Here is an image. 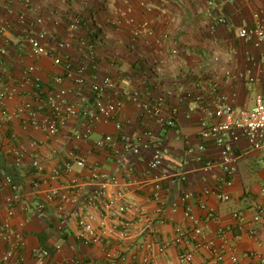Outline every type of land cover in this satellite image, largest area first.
<instances>
[{"label": "crops", "instance_id": "0c3cea01", "mask_svg": "<svg viewBox=\"0 0 264 264\" xmlns=\"http://www.w3.org/2000/svg\"><path fill=\"white\" fill-rule=\"evenodd\" d=\"M32 1L33 4L27 7L21 0H0V52H4L0 57V77H3L0 91L4 85L18 89V94L6 100L5 105L0 101V115L4 107L9 114L0 125V177L11 176L18 187L17 191L9 186L0 192V226L7 216V200L19 193L21 201L17 203L13 224L16 227L27 222L22 230L25 246L20 251L18 264H140L147 254L142 248L145 242H173L177 228L191 229L184 220L185 206H181L177 214L171 213V205L187 194L190 198L186 206H190L201 220L206 239L215 240L219 229L230 231L239 253L246 255L244 264H260L264 253V229L254 227L252 219L257 207L264 206V147L254 150L246 139L234 144L237 173L233 187L226 189L231 200L221 203L213 196L206 198L207 205L215 211L218 219V222L210 223L206 222L199 204L206 188L220 185L221 172H203L200 159L219 161L220 151L212 145H207L204 152L198 148L203 144L201 123L215 120L208 109L213 111L222 98L229 99L237 111L250 109L255 105L257 95L264 94V43L256 47L251 41L238 37L240 29L254 27L258 18L264 19V0ZM209 1L214 2L212 16L208 15ZM142 4L152 7V10ZM72 13L91 19V31L105 37L98 47L95 72L100 78L111 77L114 80L118 98L124 103L113 121L97 123L90 139L82 142L72 138L73 132L84 125L78 116L71 117L58 135L49 136L43 129L29 125L28 113L22 112L26 103H32L38 119L42 120L49 112L47 91L52 89L54 77L63 74V67L54 66L51 59L32 56L26 34L46 32L45 42L55 47L56 40L69 39ZM41 17L43 23L32 28L30 23ZM127 17L137 23L149 22L154 34L132 43L133 26L127 24ZM219 17H225L227 22L220 24L217 21ZM22 18L26 21L24 24L21 23ZM52 36L56 40H52ZM63 54L65 60L75 63L82 58L75 48ZM150 61H154L158 71L147 68ZM31 65L36 67L37 76L41 78L44 92L40 98L38 89L24 76ZM250 75L255 77L254 83L249 82ZM64 86L70 103L80 109L91 107L93 92L90 82L81 89L67 79ZM134 91L140 93L141 104L131 99L130 94ZM160 97L165 100L161 116L168 118L174 109L179 110L174 128H162L157 117L147 113V108L151 109ZM117 123H121L122 131L131 138H144L150 143V148L139 156L125 153L121 147L120 153L96 148L95 142L106 135L119 136ZM148 131L153 136H147ZM157 147L167 150V155L160 168L150 171L149 164ZM22 148L23 164L17 167L12 151ZM35 155L47 175L62 166L71 155L83 157L102 175L117 178L125 188L128 202L140 209L145 208L150 224L140 221L135 211L126 215L134 226L132 241L124 245L123 259L112 261L107 256L108 252H115V241L106 243V246L82 242L78 238V218L75 216H70L67 227L59 233L56 203L50 206L44 217L20 210L21 204L32 205L43 198L38 190L43 193L56 190L71 192L79 201L67 204V211L71 214L80 207L87 191L93 188L90 185L91 172L79 168L35 187L37 176L32 166ZM153 180H160L163 185L161 203L151 199ZM120 189L111 187L110 192ZM159 204L164 206L167 215L163 223L157 212ZM86 210L99 219V210ZM235 212L244 216V223L232 219ZM107 223L113 225L110 220ZM244 225L246 231L256 229L255 233H242L240 226ZM237 237L241 239L236 240ZM57 245L61 246L60 251L56 250ZM193 246L187 242L173 245L165 254L158 256V263L182 264L180 253ZM7 248V244L0 242V253ZM41 250H48L50 256H38L36 252ZM211 258L207 250L201 249L196 251L192 264H211ZM222 264H229V261Z\"/></svg>", "mask_w": 264, "mask_h": 264}, {"label": "built area", "instance_id": "2783aa9c", "mask_svg": "<svg viewBox=\"0 0 264 264\" xmlns=\"http://www.w3.org/2000/svg\"><path fill=\"white\" fill-rule=\"evenodd\" d=\"M25 6L30 7V0H21ZM143 7L152 10V7L142 4ZM214 10V2L209 1L208 15L212 16ZM259 16L257 15V18ZM127 24L134 27L133 39H139L145 36L154 34L149 22L145 21L137 23L133 18L127 17ZM25 23V19H21ZM217 21L220 24H225L227 19L219 17ZM81 20L77 17L74 23L70 26L68 31V40L57 41L54 36L52 40H56V46L50 47L45 42L47 38L46 32L33 34L28 32L26 40L29 43L31 53L36 58H49L52 60L53 65L56 67H63V74L57 75L52 81V89L47 91V104L49 112L44 115L42 120L38 119V113L33 108L32 103H26L22 112H27L29 115L28 124L36 129H43L49 136L58 135L63 131L67 122L71 117L78 116L84 121L83 128L75 130L72 138L75 141H87L90 139L94 132V127L99 122L108 123L113 121L118 113L124 106L123 101L118 98L116 84L111 77L100 78L96 73H90L88 64L83 63L75 65L69 59H64V52L73 50L72 38L74 33L77 32ZM43 19L38 18L30 23L33 28L37 24H42ZM238 37L245 41H251L256 47H260L264 43V19L256 21L254 27H244L239 30ZM84 46V44H83ZM90 50L89 58L93 57V47H88ZM4 52H0V57ZM177 51H174L176 54ZM218 58L215 57V60ZM36 67L29 66L24 76L28 82H31L38 89V98L43 94V86L41 78L37 76ZM74 81L79 87L83 88L90 82V87L93 92L92 105L88 108H78L74 103H70L67 99L68 90L65 88L64 83L66 80ZM249 82L254 83L255 77L249 76ZM0 82H3V77H0ZM18 94L16 87H9L4 85L0 91V101L2 104L6 100L13 99ZM131 99L141 104L140 93L134 91L130 94ZM165 100L160 97L156 100L151 109L147 108V113L154 115L158 119L159 125L164 128L176 127V118L179 113L178 109H174L168 118L161 116ZM5 105V104H4ZM3 105V106H4ZM208 113L215 120L214 122L203 121L201 123L200 138L203 144L199 146V151L204 152L207 145H212L219 149V161L205 160L202 161V171L210 172L212 170H219L221 175L219 177L220 185L214 188H206L201 198L199 207L205 213V220L207 223L218 222L217 215L207 203L206 198L209 196L215 197L218 202L227 203L231 200V195L226 189L233 187L234 179L237 173L236 158L233 155L234 144L241 139H246L250 147L254 150H261L264 147V94L257 95L255 105L250 109H242L237 111L229 99L222 98L216 108ZM8 110L4 107L0 115V125L8 118ZM116 127L120 132L118 137L113 135H106L103 139L95 142V147L98 149H111L116 153H120L121 147L125 153H132L134 155H141L143 150L150 148V143L146 142L144 138L133 139L122 131L121 123H117ZM147 136H153L151 131L146 132ZM23 149H15L12 154L15 157V165L20 167L23 164ZM167 150L157 147L154 151L153 160L149 164L150 171H156L162 166ZM32 166L36 171L37 180L35 187L39 188L41 185L47 184L51 181L57 180L61 177L62 173H72L76 168L88 169L91 172L90 185L92 190L87 191L84 200L81 202L80 207L74 212L67 211V204L70 202H79L71 195V192L60 193L56 190H50L42 193L43 198L36 201V203L29 205L21 204L19 206L22 212L34 215L36 217L46 216L48 209L56 203L58 225L57 231L62 233L67 227L70 216L78 218L79 233L78 238L88 245L109 244L115 241V252L109 253L108 258L112 261L123 259L124 245L131 242L133 239V226L132 220L127 218L129 212H137L138 218L142 222L150 224L149 218L146 215L145 208H139L134 203L128 202L125 198V188H122L121 182L115 177H108L102 175L99 170L89 165L85 158L78 155H71L62 166L56 167L50 174H45V169L41 164L38 157L32 161ZM12 186L16 191L17 185H14L13 178L5 175L0 177V192L6 187ZM144 184H141L143 187ZM111 187L121 188L120 191L110 192ZM151 199L156 203H161L163 185L160 180H153L150 187ZM264 192V191H263ZM190 196L187 194L177 203L171 205V213L177 214L181 206L184 208V220L191 225V229L184 230L177 228V237L173 242H145L142 246L146 251V256L140 264H159L158 256L165 254L173 245L182 243H193V248L184 249L179 256L182 264H192L196 251L205 249L211 255V264H222L229 261V264H244L246 255L241 256L238 251L237 244L232 241L230 231L219 229L216 232L215 240H209L204 237V227L201 220L193 213L190 206H186V202ZM21 195L18 193L10 197L8 202L7 216L3 224L0 226V242L8 245V248L0 253V264H18L20 258V251L25 246L24 236L22 230L26 226V222H21L15 227L13 224L17 212V203H20ZM93 208L99 210V219L97 216L87 211L86 209ZM157 212L160 214V221L165 222L167 215L165 208L159 204ZM234 221L244 223L245 219L241 213L235 212L232 214ZM112 221L113 225H108L107 221ZM254 227L259 226L264 229V206H259L252 219ZM242 233L254 234L256 229L246 231V226H240ZM237 237L236 240H240ZM56 250L60 251L61 246L57 245ZM36 254L40 257H49L48 250L37 251ZM261 263L264 264V253L262 254Z\"/></svg>", "mask_w": 264, "mask_h": 264}, {"label": "trees", "instance_id": "16d2710c", "mask_svg": "<svg viewBox=\"0 0 264 264\" xmlns=\"http://www.w3.org/2000/svg\"><path fill=\"white\" fill-rule=\"evenodd\" d=\"M31 1V5L33 4V1ZM79 18L81 20L80 24H79V28L77 30V32L74 33V36L72 38V44L73 47L75 49H78L82 58L80 60L79 63H75L74 61H72V63H74L75 65H80L83 63L88 64V69L90 72H94L96 73V68H97V57H98V47L99 45H101V43L104 42V36H102L101 34H99L98 32H93L91 31V27L90 25H93V22L91 21V19H87L86 17H84L82 14L80 13H72L70 15L69 18V27H68V31L70 26L74 23V20L76 18ZM22 23V22H21ZM24 24V23H23ZM91 28V29H90ZM133 30L134 27H132L131 29V39L130 41L132 43H136L139 39H133ZM143 38V37H142ZM84 44V46H83ZM76 45V47H75ZM92 46L93 47V57H91V59L89 58V53L90 50L88 47ZM73 48V49H74ZM142 67H145V63H142Z\"/></svg>", "mask_w": 264, "mask_h": 264}, {"label": "rangeland", "instance_id": "374dc122", "mask_svg": "<svg viewBox=\"0 0 264 264\" xmlns=\"http://www.w3.org/2000/svg\"><path fill=\"white\" fill-rule=\"evenodd\" d=\"M147 68L149 70L153 69L154 71H158V67L157 65L154 63V61H150L147 65Z\"/></svg>", "mask_w": 264, "mask_h": 264}]
</instances>
